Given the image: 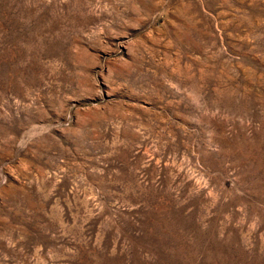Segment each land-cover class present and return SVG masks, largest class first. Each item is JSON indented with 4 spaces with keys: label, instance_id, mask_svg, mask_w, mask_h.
Here are the masks:
<instances>
[{
    "label": "rangeland",
    "instance_id": "rangeland-1",
    "mask_svg": "<svg viewBox=\"0 0 264 264\" xmlns=\"http://www.w3.org/2000/svg\"><path fill=\"white\" fill-rule=\"evenodd\" d=\"M0 264H264V0H0Z\"/></svg>",
    "mask_w": 264,
    "mask_h": 264
}]
</instances>
